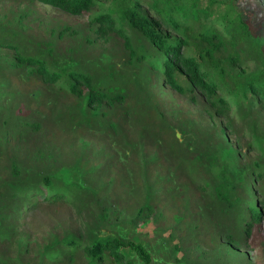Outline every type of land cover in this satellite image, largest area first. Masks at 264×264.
<instances>
[{"label": "trees", "instance_id": "1", "mask_svg": "<svg viewBox=\"0 0 264 264\" xmlns=\"http://www.w3.org/2000/svg\"><path fill=\"white\" fill-rule=\"evenodd\" d=\"M34 1L68 14L108 5L92 16L97 35H85L78 47L83 54L108 33L125 42L118 44L117 58L103 49L93 59L83 56L73 63L61 59V43L41 49L37 38L44 29L34 33L1 20L0 264H33L35 255H40L35 264L64 257L78 259L76 264H151L143 242L99 235L93 227L81 231L73 222L62 235L53 230L31 239L24 219L41 204L57 202L78 211L88 203L93 214L111 212L118 219L121 207L133 222L168 212L186 235L203 228L192 235L201 247L224 241L233 255L251 246L254 226L264 217V136L250 134L246 147L251 156L239 158L234 173L215 174L210 168L221 158L220 149L231 144L232 108L250 127L258 124L251 115L264 112L260 0ZM28 15L30 7L20 12L19 22ZM123 27L136 31L140 42H133ZM67 28L60 26L59 35ZM166 87L194 103L202 98L218 125L203 128L180 112L179 137L168 120L174 102ZM72 97L76 101L66 102ZM42 129L59 150L65 148L61 155L68 149L78 153L75 182L61 180L44 160L24 154L37 146L30 134ZM119 151L125 160L113 167ZM96 189L107 192L98 204L93 203ZM13 243L16 254L10 253ZM121 245L135 259H128ZM83 256L85 261L78 262ZM201 260L194 262L226 264L220 257L204 260L201 255Z\"/></svg>", "mask_w": 264, "mask_h": 264}, {"label": "rangeland", "instance_id": "2", "mask_svg": "<svg viewBox=\"0 0 264 264\" xmlns=\"http://www.w3.org/2000/svg\"><path fill=\"white\" fill-rule=\"evenodd\" d=\"M258 3L260 8L259 5L256 4V9H261V12L258 9L259 13H257V19L259 22L260 34L264 37V0H260ZM106 6L108 5L99 6V3H97L90 11L87 10V12L83 14H68L59 8L42 4L34 0H0V22L1 20L3 22L6 21L8 24L12 23L13 26H15L16 23H20L26 31H34V33H37L36 31L38 29H44V32L38 33L39 36L37 38L41 41V49L46 50V47L54 44L52 43L53 41L58 42V44H63L64 46H61L63 51L61 55L62 60L67 59L76 63V60L79 62L83 56H86V59H93L94 55H97L99 50L101 52L103 49H105V52L109 53L110 56L116 55L115 58H117L121 50H118V47H120L118 44L121 42L124 43L125 38H119L112 33H108L105 38L100 37V39L94 43L97 48L91 50L89 53L86 52L83 54L78 51V47L84 44L85 35H88L90 38L97 35V22L92 21V16L99 13L101 7L105 8ZM29 7L30 15L19 22L20 12L28 10ZM60 26H68L66 32H63L61 35H59L61 32H59ZM123 29L125 34L128 35L133 42H140L139 34L136 31L124 27ZM46 31L47 34H45ZM56 58L59 60L57 54ZM115 62L120 63L119 60L116 59L114 60V63ZM253 66L256 70H259L262 69L263 65H259L258 67V65L255 64ZM165 92L168 94L166 95L168 99H170L171 95L173 98L174 104H169L170 110L167 111V114L169 113L168 120L175 126L179 137L182 129L181 126H183V121L179 115L180 112H187L191 116V120L194 119L198 121V124L203 128H209L211 123L215 124V126L218 125V121L212 120L214 118L210 116L208 109L205 108V102L202 98L197 101V103H194L184 95L176 92L174 93V91L168 87L165 88ZM73 101H76L74 97L66 102ZM60 105L61 104H56V107ZM174 105L181 108L180 111ZM230 115L232 118L234 117V121H236L232 130L229 131L231 144L220 149L222 154L221 158L218 159L217 163L212 164L210 168L211 172L215 174H218L220 170L234 173L239 167V158H242V160L249 158L246 157L250 155L249 149L246 147V141L249 139L250 134H259L261 137L264 136V112L261 116H255L254 113L251 115V117H255L256 120H258L257 126L254 127H250L244 123L245 121H241L234 108H232ZM227 120L225 118L221 120L225 124V127L229 125ZM40 131L41 132H30L31 140L34 141L37 146H30L29 150L24 154L32 159L41 158L44 160L46 166L50 168L48 170H51L52 174L59 172L58 175L61 180L75 182L76 177L73 175V171L78 170V165L75 164L74 168V162L76 158H78L76 157L78 153L68 149L65 151V155H61V150L65 148L63 147L59 150L58 146L53 144L54 142L51 139L53 138L52 135L50 136L44 129ZM103 143L104 142L100 143V145ZM123 160H125V157H123L122 152H120L118 159H115L111 163V166L114 167L119 165L118 163L124 162ZM134 177V175L129 173L130 179L135 180ZM80 181L83 183L82 180ZM96 190L98 192L93 198V203L98 204L99 201L102 200V195H106L107 192H99L98 189ZM86 198L85 201H87ZM89 202L91 203L90 199ZM124 202H126V200H124ZM79 210L80 211L76 210L71 204H60V202L55 204L44 203L24 219L28 220V222L24 224L23 227L26 228L27 233L31 235V239L35 237L39 238L53 230H56L58 235H62L64 232H67L66 230H69L63 228H72L70 222H73V228H79L78 230L81 231H89V229L93 227L94 231L99 235L117 234V236H122L125 239L133 238L144 243L151 254V264H197L194 262V259L202 261L201 255L204 260L220 257L226 264H264V217L262 221L256 223L254 226L255 236L253 240H251V246H248L246 249L240 248L236 250L235 254L231 255V251L227 245L223 243L224 241L219 242L215 247L198 242L204 247L199 246L193 236L194 232H197V234H199L201 230L204 232L203 228H201V226L194 228L195 230L192 234L186 235L184 228H181L173 218L174 215L168 212L165 215H161L159 218L150 216L147 220L146 218L137 219L133 222L129 212L121 207L119 210H121L122 214L119 219L115 218V213L111 212H108L106 216L104 214H98L96 210V213L93 214L94 210L91 209L88 203L80 206ZM185 228H187L186 225ZM121 246L120 249L126 252L128 259H135L134 253L130 252L127 247ZM15 250L16 246L13 243L10 253L16 254ZM78 255H80L79 251L76 252V256ZM65 258L66 257H64V259L61 258L60 261L53 260L52 258L51 264H55V262H59V264H64V262L76 264L78 260H68V258ZM185 259H189L188 262ZM39 261L40 255H35L33 264ZM84 261L85 257L83 256L79 258L78 262ZM135 261V264H143L137 260Z\"/></svg>", "mask_w": 264, "mask_h": 264}]
</instances>
